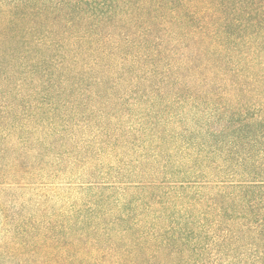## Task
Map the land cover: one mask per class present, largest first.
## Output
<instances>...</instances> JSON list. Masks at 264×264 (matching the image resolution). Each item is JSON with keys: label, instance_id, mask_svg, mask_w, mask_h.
<instances>
[{"label": "trees", "instance_id": "16d2710c", "mask_svg": "<svg viewBox=\"0 0 264 264\" xmlns=\"http://www.w3.org/2000/svg\"><path fill=\"white\" fill-rule=\"evenodd\" d=\"M232 7L0 0V264H264V15Z\"/></svg>", "mask_w": 264, "mask_h": 264}, {"label": "clouds", "instance_id": "9594fccd", "mask_svg": "<svg viewBox=\"0 0 264 264\" xmlns=\"http://www.w3.org/2000/svg\"><path fill=\"white\" fill-rule=\"evenodd\" d=\"M232 12L233 14L243 13L246 17H251L257 13L264 15V0H233ZM260 155L264 157V151H262ZM7 187L8 185H5V189H7ZM3 245L5 255L14 257L15 248L11 246L7 237L3 241ZM4 264H14V259L5 260Z\"/></svg>", "mask_w": 264, "mask_h": 264}]
</instances>
